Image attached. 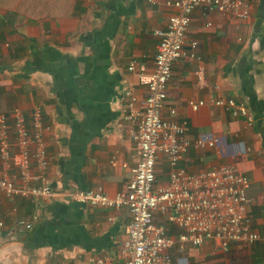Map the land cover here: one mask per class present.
Wrapping results in <instances>:
<instances>
[{"label": "crops", "instance_id": "0c3cea01", "mask_svg": "<svg viewBox=\"0 0 264 264\" xmlns=\"http://www.w3.org/2000/svg\"><path fill=\"white\" fill-rule=\"evenodd\" d=\"M173 1L0 0V113L19 108L29 116L41 107L50 127L46 177L54 190L101 188L111 197L125 190L136 156L122 119V94L132 88L139 101L146 95L141 76L127 65L143 64L149 74L153 33L165 28ZM250 6L244 22L192 13L185 50L195 42L198 60L173 64L162 118L187 124L191 145L180 168L195 174L235 165L249 179V217L264 235V0H250ZM228 98L247 108L251 127L211 103ZM199 101L204 105L192 111L189 102ZM198 139L214 145L196 147ZM168 172L158 158L159 186ZM34 217L30 232L15 226ZM0 221V264H87L92 258L124 264L126 209L93 208L60 196L7 200L0 193ZM169 253L176 264H264V243L233 244L225 253L210 243L183 251L174 246Z\"/></svg>", "mask_w": 264, "mask_h": 264}, {"label": "built area", "instance_id": "2783aa9c", "mask_svg": "<svg viewBox=\"0 0 264 264\" xmlns=\"http://www.w3.org/2000/svg\"><path fill=\"white\" fill-rule=\"evenodd\" d=\"M154 4V0H144ZM173 9L164 29L154 31L157 39L153 66L148 75L143 64L130 60L127 71L142 78L146 95L139 101L132 88L122 94V119L130 126L136 162L123 192L111 197L101 188L59 192L47 181L49 161L45 136L50 127L43 123L42 109L36 106L29 116L19 108L0 113V193L7 200L21 198L38 203L58 196L93 208L118 211L126 209L130 221L125 228L122 248L124 264H176L170 249L186 245L200 247L213 244L222 252L231 245L254 246L264 243V235L252 228L249 217V179L235 165H219L192 174L178 166L180 157L191 145L187 124L162 118L168 96L172 67L183 57L198 60L195 42L186 51V34L191 15L201 10L204 16L218 13L231 22H244L250 15V0H174L167 3ZM211 26L210 23L207 24ZM202 73H197L201 80ZM234 119L253 124L247 108L234 98L212 100ZM204 102H189L192 111ZM174 116L175 111L170 110ZM213 142L198 139L195 146L212 147ZM158 158L169 167L165 185H156ZM14 171V176L9 174ZM31 221L17 220L22 232L33 230ZM3 222L0 221V228ZM177 230V234H173ZM87 264H104L102 259H89Z\"/></svg>", "mask_w": 264, "mask_h": 264}, {"label": "trees", "instance_id": "16d2710c", "mask_svg": "<svg viewBox=\"0 0 264 264\" xmlns=\"http://www.w3.org/2000/svg\"><path fill=\"white\" fill-rule=\"evenodd\" d=\"M156 185H158V184H157V177H156Z\"/></svg>", "mask_w": 264, "mask_h": 264}]
</instances>
